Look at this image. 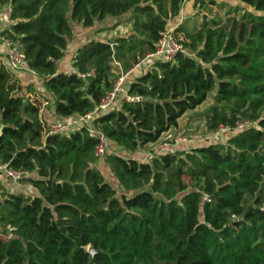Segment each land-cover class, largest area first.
I'll return each mask as SVG.
<instances>
[{
  "label": "trees",
  "instance_id": "obj_1",
  "mask_svg": "<svg viewBox=\"0 0 264 264\" xmlns=\"http://www.w3.org/2000/svg\"><path fill=\"white\" fill-rule=\"evenodd\" d=\"M182 1L6 0L11 24L0 36L43 79L59 118L81 116L98 107L117 74L154 51ZM233 1L245 7L239 19L177 28L195 59L156 63L127 89L141 100L122 99L94 126L118 150L135 153L213 90L208 132L241 120L252 126L226 145L206 143L151 163L110 154L114 183L96 167V140L86 129L43 138L38 108L16 95L0 59V165L27 172L20 183L36 190L9 193L0 183V264H264V0ZM128 13L129 36L84 43L75 72H58L71 24L89 29ZM203 194L209 203L201 204Z\"/></svg>",
  "mask_w": 264,
  "mask_h": 264
},
{
  "label": "built area",
  "instance_id": "obj_2",
  "mask_svg": "<svg viewBox=\"0 0 264 264\" xmlns=\"http://www.w3.org/2000/svg\"><path fill=\"white\" fill-rule=\"evenodd\" d=\"M187 1L189 0H183L182 4H185ZM0 40L6 47V64L8 67L13 71H22L27 69L24 56L21 54L17 46L12 41L4 39L3 37H1ZM178 55L195 59V54L185 47L180 39H177L174 36L173 29H167L161 32L159 40L155 44L154 51L147 54L143 59L139 60L127 72L119 73L115 78L112 89L107 92L96 109L81 116L45 120L44 123H42L43 137L68 136L71 133L81 129H86L88 133L96 140L93 151L96 167H106L105 160L107 156L118 153L119 150L99 129L95 128V117L98 114L110 109L118 99L119 95H124L123 99L129 103L140 101L141 98L138 96L127 95V89L131 84L127 82L129 77L134 72H141L142 76L148 70H150L153 65L159 62L174 63ZM81 77L84 78L85 75H81ZM250 126H252V123L249 120L237 121L232 126L221 125L215 131L209 132V134L201 138V140L209 144L226 145L232 134L240 132ZM187 142L190 143L192 141L177 131L169 130L152 145L149 152L145 153V159L143 163H151L158 157L173 154L175 153V148L178 145L185 144ZM0 173H2L7 180H10L14 183H20L22 179L28 177L27 172L14 170L10 168L8 164L0 165ZM209 202V195L203 194L201 198V204Z\"/></svg>",
  "mask_w": 264,
  "mask_h": 264
},
{
  "label": "rangeland",
  "instance_id": "obj_3",
  "mask_svg": "<svg viewBox=\"0 0 264 264\" xmlns=\"http://www.w3.org/2000/svg\"><path fill=\"white\" fill-rule=\"evenodd\" d=\"M4 2H6V0H0V8L1 6H3ZM184 6L185 4H182L180 15L177 18L171 20L168 23V27H167L168 29H173V33L175 37L184 42H186L185 34L175 33L179 26L186 28L190 32L200 28V26L205 21L216 20L219 23H223L225 19L228 17H234L236 19H239L240 15L242 14V11L245 9V7L241 3L233 0H198V1L193 0L192 8L190 9L189 7L188 12L184 10ZM131 17H132V13H128L122 16L121 18H119L121 19L120 20L121 22L119 23L113 22L115 20L110 18L104 21L103 23H96L94 26H96L97 27L96 29L98 30L93 36L97 38V41H105L111 44L113 40L118 37H127L131 34V22H130ZM108 24L112 26L111 27L106 26ZM118 25L120 26V28L116 29ZM71 26L72 29L75 30V32L80 29L78 28L79 26H76L74 24H71ZM102 26L104 27L106 26L107 28H101ZM112 66L114 68V71L117 72L119 68V64H117L116 61H113ZM215 94H216V90L210 92L207 95L206 100L200 106H198L191 114H188L186 117L183 118L182 122L180 123V126L176 131L181 135L187 137L192 142L185 143L186 146H183L182 148L180 146L185 144L178 145L175 148V153L188 151L191 146H201L206 144V142H203L201 140V138L209 134L205 125V115L207 111L214 105ZM40 97L42 98V100L40 99L41 102L35 101L34 105L39 110V115H38L39 119L41 120L42 123H44L45 120L43 119V115L46 112L45 109L48 110L50 109L49 107L52 102V99L50 98L51 100L50 101L46 99L44 96H40ZM122 97H124V95L122 96L119 95L118 99L116 100L117 104H120L122 102L123 99ZM44 101H47V105H44L42 103ZM142 149H143L142 154L145 155V153L151 150V147L146 146ZM138 152L129 153L120 149L118 151V154L125 158H132V156H134L139 161L144 160L145 158L142 157L143 155H141V153L139 154ZM97 168L103 173L105 179L108 182L114 183V179L110 176L109 171L107 169L102 168L100 166H97ZM0 175L2 176V181L4 185L11 184L18 186V188L20 187L19 183L17 184L10 180H7L2 173H0ZM25 192L28 193V189L25 190Z\"/></svg>",
  "mask_w": 264,
  "mask_h": 264
},
{
  "label": "crops",
  "instance_id": "obj_4",
  "mask_svg": "<svg viewBox=\"0 0 264 264\" xmlns=\"http://www.w3.org/2000/svg\"><path fill=\"white\" fill-rule=\"evenodd\" d=\"M5 3V2H4ZM193 0H189L185 3L184 10L188 12L189 7L190 9L192 8ZM9 13H10V8L7 3H5L3 6L0 8V32L4 29H6L11 23L9 21ZM112 19V18H110ZM116 23L121 22L119 18L114 19ZM117 20V21H116ZM106 21V20H105ZM110 22V21H109ZM115 23V24H116ZM111 27L112 25H106ZM102 26L101 28H107V27ZM79 30L75 32L73 30V39L72 42L69 44L68 49L65 51L64 57L61 61H59L57 65L58 72H63L66 74H71L75 72V69L73 67V59L76 55V51L84 44L88 43L92 40H97L93 35L97 32L98 29L97 27L94 26L92 28L84 30L81 26H79ZM95 28V29H94ZM120 28L118 25L116 27ZM77 29V28H76ZM1 38V37H0ZM0 59L3 61L5 68L10 72L9 74V81L10 85L12 86L13 90L15 91L17 96H21L25 98V101L31 102L34 104L35 101L41 102L42 98L40 96H44L46 99L50 100L52 99V96L45 90L44 84H43V79L39 77L37 74L34 72L24 69L22 71H13L11 70L8 65L6 64V47L3 43H0ZM141 72H134L128 79V83H132L137 79L138 77L141 76ZM118 75V74H117ZM122 96V95H121ZM123 98V97H122ZM41 99V100H40ZM51 101V100H50ZM49 101V102H50ZM117 102V101H116ZM114 104H117V103ZM44 105H47V101L42 102ZM46 112L43 115L44 120H51V119H58L59 117L55 115L53 108L45 109ZM194 111V110H193ZM193 111H188L186 112L179 120H178V125L176 128L171 129V131H176L178 127L180 126V123L182 122L183 118L186 117L188 114H191ZM63 119V118H61ZM153 144H149L147 146L152 147ZM182 145V144H181ZM185 145L180 146L181 148ZM202 146V145H201ZM146 147V146H145ZM198 146H191L189 149L196 148ZM186 150V149H183ZM143 149L139 150V154L143 155L142 157L145 158V155L142 154ZM133 159L138 160L134 156H132ZM139 161V160H138ZM139 162H144V160H141ZM102 167V166H100ZM105 168L109 171L107 166L102 167ZM110 176L113 178L112 174L109 171ZM114 179V178H113ZM0 183L4 186L6 192L9 193H23L25 195H30V196H35L36 195V190L33 189L31 186L20 184V187L15 185H4L2 181V176L0 175ZM18 184V183H17ZM28 189V193L25 192V190Z\"/></svg>",
  "mask_w": 264,
  "mask_h": 264
},
{
  "label": "water",
  "instance_id": "obj_5",
  "mask_svg": "<svg viewBox=\"0 0 264 264\" xmlns=\"http://www.w3.org/2000/svg\"><path fill=\"white\" fill-rule=\"evenodd\" d=\"M0 43H2V42H1V40H0ZM23 103L25 104V103H26V101H24ZM88 252L90 253V255H91V258H92V257H93V255L96 253V251H94L92 248H89V249H88Z\"/></svg>",
  "mask_w": 264,
  "mask_h": 264
}]
</instances>
